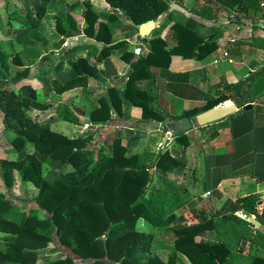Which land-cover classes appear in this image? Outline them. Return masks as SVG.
I'll list each match as a JSON object with an SVG mask.
<instances>
[{"label": "trees", "instance_id": "1", "mask_svg": "<svg viewBox=\"0 0 264 264\" xmlns=\"http://www.w3.org/2000/svg\"><path fill=\"white\" fill-rule=\"evenodd\" d=\"M106 2L112 9L123 11L136 26L157 21L165 13L173 15L169 0H106ZM257 3L258 0H202L195 5L194 10L201 19L212 23L209 34L202 35L186 26L184 14L176 15V21L170 28L175 43L170 46L169 37L155 36L151 39V51L139 56L135 61H132L134 56L128 51V44L125 41L121 42L119 46L127 49L122 57L132 63L133 72L123 90L111 87L110 97L100 98V106L94 107L90 112L89 125L103 128L112 121L113 112L119 116L123 115L124 99L130 100L134 106L142 109V121L163 123L185 116L194 118L205 110L230 101H234L240 109L254 101L256 124H263L264 98L261 96L254 98L253 89L255 81L264 76V71L252 73L244 80L227 85L226 89L233 91V94L225 91L211 94L192 85L189 73L178 74L168 69L173 55L185 59L207 57L217 48L221 28L216 24L223 13L234 11L237 13L236 18L249 19L250 8L259 6ZM112 16L111 13L107 14L108 19ZM85 17L88 22L85 33L95 37L97 41L112 42L110 23L99 21L100 15L89 3ZM67 19L71 23L65 29L63 22ZM250 24L253 30L257 29L254 21H250ZM57 28L63 34L70 29L73 33L78 32L73 16L65 12L57 17ZM109 47L104 46L101 54ZM127 55L132 58L128 59ZM96 64L91 63L88 57L78 58L73 62V69L77 75L64 84L54 82L56 92L61 94L76 87L86 89ZM154 66L168 73L169 91L179 97L204 103L185 110L180 115L156 110L151 105L147 91L136 87L139 80L154 77L151 70ZM15 89L7 96L4 86L0 83V104L6 102L9 105L12 118L19 125L15 130L13 145L22 156L16 162L6 163L3 175L11 185L13 169H17L23 183H33L38 188L34 201L39 210L33 209L20 213L19 216L12 215L15 196L0 193V231L5 233L2 240L6 247L4 250L0 249V264H37L40 257L36 251L53 242L54 233L58 235L60 243L76 253L79 259H74L70 255L56 256L44 259L42 264H119V262L176 264L173 258L164 263L157 256H146L150 236L138 229V222L144 217L155 226L167 229L168 222L163 220L162 204L159 202L154 205L149 202L152 193V198H155L156 193L160 194L159 189L154 191L151 189L156 177V174H151V169L158 167L168 171L180 167L186 161L184 154L191 144L187 133L181 132L174 136L177 141L183 143L179 148L183 156H176L168 149L154 155L151 152L131 154L120 138H113L111 147L103 142L97 149L91 148V145L97 144L94 133L70 137L54 130L50 122L34 119L27 113L29 109L45 110L53 107V104L40 101L34 94L24 95ZM57 109L62 119L80 123L78 116L67 104ZM163 126L168 130L167 124ZM208 127L210 125L199 129L205 130ZM210 130V135L209 131L207 132L209 137L218 134L217 130L213 128ZM29 144L34 146L31 153H27ZM51 160H60V166L64 168L71 167L63 178L53 182L43 174V164ZM149 161L151 163H148ZM175 199L176 195L172 205L176 203ZM238 202L245 209L256 211V195L239 198ZM229 217L236 215H224L222 220ZM202 225L180 227L175 230L176 248L189 256L195 264H206V260L198 263L196 256L199 255L198 252L207 254L211 247L203 242L197 243L194 239L196 230ZM214 247L218 248L216 245ZM221 261L219 259L217 264Z\"/></svg>", "mask_w": 264, "mask_h": 264}, {"label": "crops", "instance_id": "2", "mask_svg": "<svg viewBox=\"0 0 264 264\" xmlns=\"http://www.w3.org/2000/svg\"><path fill=\"white\" fill-rule=\"evenodd\" d=\"M169 1L173 15L169 13L162 15L147 37L140 36L139 26L132 23L120 9H112L106 0H0V29L6 31L1 21H4L3 17L7 16V27L12 22L17 23V29L26 32L23 39L17 43L10 39L5 42L15 44L18 53L15 61L19 63L16 67L23 69L21 81H29L35 90L37 78L44 67H47L49 76H54L52 79L49 77V80L56 92L54 82L64 84L77 75L73 69V62L78 58L88 57L91 63H97L94 74L89 77L86 89L76 87L61 93L64 100H61L62 103L59 104L40 99L53 104V107L48 109H53L55 114L52 115L57 116L59 106L70 104L66 102L68 99L72 100L73 105L81 107L108 93L110 95L111 87L123 90L133 72V66L122 57L127 49L119 46L121 42L125 41L128 44V51L134 56L132 61L151 51V39L155 36L169 37V43L172 46L175 39L170 28L176 21V15L182 14L185 15L183 16L186 26L202 35L211 32L212 23L206 22L195 14L194 7L202 0ZM258 2L261 5L264 0H258ZM87 3L91 4L100 15L99 21L110 23L111 43L97 41L84 30L77 33L70 31L60 35L57 17L62 12L77 16V29L80 28L79 23L82 24L83 29L88 26L84 16L82 18L79 16V11L85 14ZM23 12L30 16L31 20L20 19L19 16ZM109 13L113 15L111 19L107 18ZM235 14L237 13L234 11L225 12L218 20L216 25H220L221 32L217 40V48L211 54L203 59H185L182 56L173 55L168 69L178 74L189 73L192 85L211 94H217L219 91L233 94V91L226 89L227 85L244 80L252 73L264 71V9L259 12L258 8L251 7L249 19L236 18ZM250 21L257 24V29L253 30ZM44 23L48 27H45ZM63 23L66 29L71 22L67 19ZM3 30H0L2 36L5 32ZM95 32H97L96 29ZM44 40L48 41V46H45ZM62 40H64L63 44L60 42ZM66 43L67 46H65ZM49 46L55 49L46 61L42 63L40 59L32 58L31 55L35 52L40 54L44 51L45 53V47ZM104 46L110 47L101 54ZM127 58L132 57L127 55ZM11 61L14 65L12 58ZM151 70L154 77L139 80L136 87L147 91L151 105L156 110L180 115L183 111L204 103L175 95L167 87L168 73L155 66L151 67ZM10 73L11 71H4V79L7 82L9 79L17 81L19 77ZM67 74L69 79H66L64 83L58 81L61 76ZM251 103L252 109H245L243 112L238 108L235 113L209 124L211 128L218 131L215 137L208 136L210 127L205 130L194 127L186 132L191 140L184 154L186 161L176 170H165L167 173L169 171L173 173V179L177 180L175 182L183 184V186H177L175 190H170L171 195L169 192L166 194L169 199L163 200V220L168 222L167 229L155 226L146 218H141L138 222V229L150 236L149 250L146 255L157 256L164 263L173 258L176 264H195L189 256L176 248L175 230L180 227L203 224L196 230L194 239L197 243L203 242L211 247L207 250V254L198 252L199 255L196 256L198 263L206 260V264H217L220 259L222 260L220 264H264V123L256 124V102ZM73 105H69L71 109H74ZM122 110L124 112L122 120L110 121L103 126L102 131L106 135L109 133H107L108 129L113 131L118 129L116 131L123 134L124 138L126 130L134 133L137 131L142 133L141 137L150 138L151 141L148 139L147 144L153 141L154 136H158L157 139L161 141L168 135L166 132L169 128L164 130L163 122L142 121V109L134 106L130 100H123ZM78 118L80 124L90 121L89 118ZM59 120L61 123L70 125V121ZM41 121L50 122L52 128L59 127L55 126L56 122L53 123L51 120ZM138 126L140 130H137ZM80 127L83 128V125ZM146 131L148 132L145 133ZM141 137H138L134 143H137ZM222 155L224 161H219ZM202 181H205L204 186L201 185ZM164 190L162 188L163 192ZM163 195L165 199L166 195ZM175 195L176 203L172 205ZM249 195L257 196L256 211L245 209L238 202L239 198ZM232 214L236 217L222 220L224 215ZM250 218L257 220L260 224L252 223ZM142 220L148 221V225H143ZM215 245L218 248H215Z\"/></svg>", "mask_w": 264, "mask_h": 264}, {"label": "rangeland", "instance_id": "3", "mask_svg": "<svg viewBox=\"0 0 264 264\" xmlns=\"http://www.w3.org/2000/svg\"><path fill=\"white\" fill-rule=\"evenodd\" d=\"M26 4V2H25ZM258 4V3H257ZM259 6H257L256 8L259 9V12L263 11L264 7H262L260 4H258ZM33 7V5L31 6V8ZM79 16L80 18H82L84 16L85 21H86V17L85 14H83L82 11H79ZM77 17V16H76ZM75 16H73L74 20L78 23V20ZM226 17V16H224ZM5 18L4 21H1V25L4 26V29H0L1 31L3 30L4 32V36H2V33H0V83L4 86L7 96H9V94H11L12 89L16 88L15 90H17L18 92L24 94V95H32L34 94L36 98L38 99H45L50 101L51 103H55V104H59L62 103L61 100H64L63 96L60 94H57L54 90H53V84L51 82L50 79H52V77H54L53 75L48 74L47 72V67H44L43 71L39 74V77L37 78V89L35 90L33 88V85L31 83L26 82V81H21L22 78V74H23V69L22 68H17L16 64L17 63L16 60V56L18 55L17 51H16V46L14 43L19 42V40L23 39V37L26 35V32H24L21 29H17L18 24L17 23H11L10 25L8 24L7 27V16L3 17ZM17 18V17H15ZM20 19H24L27 20L30 16H27L26 13H21L19 16ZM228 20V17H227ZM65 21V20H64ZM264 22V21H263ZM21 23V22H20ZM45 27H48L46 23ZM72 26V25H71ZM80 28H78V32H81L82 30H85L82 28V24L79 23ZM72 31L71 29L68 30V32ZM60 35H65L63 34L61 31H59ZM73 34V33H71ZM70 34V35H71ZM7 39L12 40V42L10 43H6L5 41ZM62 44L64 43V40L60 41ZM44 44L45 46H48V41L44 40ZM65 46H67V43L65 44ZM46 52L44 53V51L40 54L38 53H34L32 54V58H37L40 59V62H44L46 61L50 54L54 53L55 49L52 46L49 47H45ZM36 51H38V49H36ZM63 57H65V55H63ZM14 61V65L12 64ZM41 63V64H42ZM27 64V63H26ZM4 71H11V75H17L16 77H19L18 80L16 81L15 79H12V81L7 82L6 79H4L3 77V72ZM45 71V72H44ZM46 74V76H45ZM56 76V73H54ZM57 75H59L57 73ZM69 75L67 74L66 76L63 75L58 79V77H55L56 79H58V81L60 82H65L66 79L68 78ZM14 80V81H13ZM41 86V87H40ZM34 92V93H33ZM96 96V95H95ZM106 97H110L109 93L105 95ZM103 97V96H102ZM98 99H94L93 102H91L90 104L85 103L83 106L81 107H77L75 105H73L72 100L66 98V102L70 103L69 105H73L72 107L74 109H72L74 111V113L78 116V117H83V118H89L90 112L92 111V109L94 107H98L100 106V98ZM68 105V106H69ZM70 107V106H69ZM245 107L242 108V111H245ZM163 112H166L165 110ZM27 113L32 116L34 119H41V120H51L53 123H55V126H59L58 129H56L55 127H53L54 130H58L64 134H66L67 136L70 137H75V136H82L85 135L87 133H94L96 135V140H97V144L95 145H91V148H95L97 149L99 147V144H102L103 142H106L105 145H108L109 147H111V142L113 138H120L123 142L124 145H126L129 148V151L132 153H143V152H151L153 155L159 151H165V150H170V152L174 155H180L182 154V151L179 150V148L181 147V145L183 143H180V141H177V139L168 131L166 133L168 134L167 136H165V139H162L161 141L158 138V136H154L152 139L153 141L150 144H147V141L150 138L148 136H142L139 132H131L130 130H126L125 133V138L123 137V134H121L120 132L116 131V130H112V129H108L107 131V135L106 133H104L103 128H101L100 126H93V125H85L86 123L84 122L83 124L80 123H73L70 122V125H66L65 123H61L59 121V119H62L60 117V115L54 116L52 114H55V111L53 109H47V110H38L35 108H31L27 111ZM113 119L112 121L115 120H122L124 118V112L123 115L119 116L118 113L113 112L112 113ZM63 120V119H62ZM221 120V119H220ZM219 121V120H218ZM169 122V121H168ZM168 122L164 123L165 125L167 124L168 126ZM217 122V121H216ZM89 124V123H88ZM83 125V128L80 127ZM19 127V125L17 124V122L12 118V111L11 108L9 107V105L6 102H3L0 104V193L2 194H11L12 196H15V200L13 201V210H12V215H18L20 213L23 212H29L30 210H39V207L36 205L35 201H34V197L36 196V194L38 193V188L31 182L28 183H23L20 177L19 172L17 171V169H13V177H12V184L9 185V180H7L5 178V176L3 175V171L5 170L6 163L8 162H16L18 160H20L22 153L15 148V146L13 145V139L16 136L15 130ZM169 128V127H168ZM211 128V127H210ZM137 130H140V127H137ZM165 130V128H164ZM210 131L209 130V135H210ZM148 131H146L145 133H147ZM137 133V135H136ZM110 134V135H109ZM154 133H152L153 135ZM150 136V135H149ZM138 137H141V139L137 142L134 143L135 140H137ZM124 140V141H123ZM141 140H143V142H140ZM128 141V142H127ZM149 143V142H148ZM34 151V146L29 144L28 148H27V153H31ZM183 155V154H182ZM219 161H224L223 155L219 157ZM60 160H51V161H45V163L43 164V174L44 176L50 181L53 182L55 180L61 179L65 176L66 171L70 170V166L67 167H62L60 166ZM148 163H151V161H149ZM167 171V170H166ZM158 173V177H155L154 182H153V186H152V191L153 190H158L160 191V194L156 193L155 198L153 196V193L151 191H149L150 193H152L149 197V202L151 204L157 205L164 203L163 200L169 199V197L166 195L168 192L171 195L170 190H175L177 189V186H183V184L181 182H175L177 181L176 179H173L174 175L172 172L169 171V173L165 172V170H161L160 168L156 167L153 171V174L157 175ZM167 178L166 180L164 178ZM176 177V176H175ZM181 180V179H180ZM174 181V182H171ZM149 185V184H148ZM201 185L204 186L205 185V181L201 182ZM158 187V189H157ZM161 189H160V188ZM167 188V190H164V192L162 191ZM166 195L165 199H164V195ZM160 198V199H159ZM42 214V213H41ZM17 217V216H15ZM144 218V217H141ZM140 218V219H141ZM139 219V220H140ZM142 222L144 223L143 225L147 226V222L148 221H144L142 220ZM145 228V227H143ZM155 228V227H153ZM3 236H5V233L0 231V249L4 250L6 247L3 243ZM54 240L53 242L49 243V245H47L44 248H40L38 249L36 252L39 255L40 259L37 262V264H42L47 258L49 257H56V256H61L64 257L66 255H70L72 256L74 259H79V256L74 253L71 249L65 247L63 244L60 243L59 241V237L57 234L54 233L53 235ZM134 256H137V253L134 254ZM148 256V255H146ZM134 258V257H133ZM45 259V260H44ZM44 260V261H43ZM43 261V262H42ZM121 263V262H119Z\"/></svg>", "mask_w": 264, "mask_h": 264}, {"label": "water", "instance_id": "4", "mask_svg": "<svg viewBox=\"0 0 264 264\" xmlns=\"http://www.w3.org/2000/svg\"><path fill=\"white\" fill-rule=\"evenodd\" d=\"M158 21H149L139 26V35L147 37L151 31L156 27ZM264 91V76L259 77L254 83L253 97L257 98ZM253 104L248 103L245 108L252 109ZM238 110V107L234 101H230L224 104L217 105L208 110H205L197 114L194 118L182 117L179 119H172L168 122V127L173 136H177L181 132H187L194 127H202L214 123L220 119H223ZM154 169H151L153 174ZM250 221L254 224H260L257 220L250 218Z\"/></svg>", "mask_w": 264, "mask_h": 264}, {"label": "built area", "instance_id": "5", "mask_svg": "<svg viewBox=\"0 0 264 264\" xmlns=\"http://www.w3.org/2000/svg\"><path fill=\"white\" fill-rule=\"evenodd\" d=\"M262 6H264V3H261ZM262 98H264V91L261 93L260 95ZM86 125H89L88 123H86ZM170 132V131H169ZM171 133V132H170Z\"/></svg>", "mask_w": 264, "mask_h": 264}]
</instances>
